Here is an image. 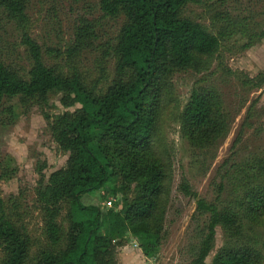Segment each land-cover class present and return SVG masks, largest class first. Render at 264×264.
<instances>
[{
    "label": "trees",
    "instance_id": "1",
    "mask_svg": "<svg viewBox=\"0 0 264 264\" xmlns=\"http://www.w3.org/2000/svg\"><path fill=\"white\" fill-rule=\"evenodd\" d=\"M28 2L0 0V17L21 32L29 61L27 70L17 71L0 60V131L15 121L18 110L35 107L67 160L47 180L45 167L39 169L34 192L41 238L31 236L16 198L0 197V264H117V248L128 237L140 249L155 252L164 238L173 180L160 129L171 80L183 72L203 74L177 122L193 153L211 158L245 105V95L264 88V73L250 77L224 64L223 44L233 41L244 51L258 44L264 31L247 30L250 19L230 11L206 13L215 31L183 15L189 4L208 6L202 0H97L99 16H78L64 55L56 52L64 63L47 65L41 46L28 34ZM118 19L122 22L113 38L99 44L101 21ZM92 50L100 52L96 80L80 68L83 55ZM110 59L115 67L107 82L102 66ZM221 79L234 83L230 99L218 84ZM102 82H107L104 90L99 89ZM54 96L66 110L78 107L49 115ZM254 110L252 103L231 157L218 170L214 198L199 197L185 178L178 186L196 207L188 264H206L217 229L224 242L211 264H264V153L244 163L232 159L243 130L254 124ZM256 132L264 134V129ZM13 174L9 161L0 162V182ZM98 191L102 200L116 201L104 212L81 203L84 195Z\"/></svg>",
    "mask_w": 264,
    "mask_h": 264
},
{
    "label": "rangeland",
    "instance_id": "2",
    "mask_svg": "<svg viewBox=\"0 0 264 264\" xmlns=\"http://www.w3.org/2000/svg\"><path fill=\"white\" fill-rule=\"evenodd\" d=\"M202 1L208 6L189 4L185 7L183 15L201 21L210 30L215 31V26L210 23L206 13L210 16L215 13V10L230 11L232 15L240 14L242 18L250 19L247 30L250 28L256 29L257 32L264 31V0ZM96 3L97 0H82L77 3L72 0H29L26 11L29 19L28 34L41 46L47 65L64 63L63 57L56 58V52L64 55L72 37L73 23L78 16L97 15ZM121 22V19L102 20L99 44L111 40ZM228 43L225 42L222 47L223 62L227 67L243 71L250 77L264 73V38L244 51H238L239 44L235 47L233 41ZM99 57L100 52L92 50L86 52L80 61L81 70L91 79H97ZM0 60L17 71L27 70L29 67L25 48L21 45V32L15 24L9 23L3 17H0ZM214 66L216 61L213 62L211 71ZM102 67L107 69L109 76L107 82H109L114 73L115 60L110 59ZM202 75V73L196 75L183 72L172 78V96L168 100L161 119V137L171 155L173 174L163 241L155 252L151 250L146 252L138 247L135 240L128 237L123 246L117 248V264H188L190 262V245L193 242L194 228L192 216L196 207L195 201L183 196L178 186L185 178L199 197L208 201L214 198L213 183H218L216 178L218 170L222 163L231 157L232 143L239 134L252 103L256 111L254 124L243 130L242 142L232 159L244 163L257 153H264V134L256 132L260 126L264 129V88L245 95V105L235 117L227 138L212 153L211 158L208 155L202 157L193 153L187 142L181 138L177 114L185 105L191 88L198 83ZM216 78L215 75L214 79ZM107 82L99 84V89L104 90ZM218 84L222 87L225 97L230 99L235 91L234 83L228 84L221 79ZM77 107L66 110L61 106L59 96H54L49 99V108L46 109V113L57 115L65 111L72 112ZM19 111L15 121L0 131V162L9 161L11 169H14V174L9 179L0 182V197L3 201H7L11 196L16 198L27 229L34 239H39L42 222L34 192L40 178L39 169L41 166L45 167L42 169V175L47 180L52 172L65 165L67 155L62 154L52 141L47 121L39 109L34 107L25 112ZM102 196V191L84 195L81 203L84 206H98L104 212L116 201L113 198L102 200ZM223 242L220 229H217L214 248L206 258V264H211L213 256Z\"/></svg>",
    "mask_w": 264,
    "mask_h": 264
}]
</instances>
